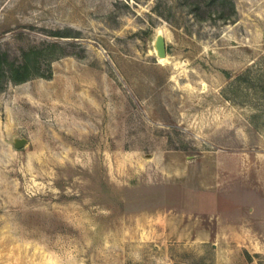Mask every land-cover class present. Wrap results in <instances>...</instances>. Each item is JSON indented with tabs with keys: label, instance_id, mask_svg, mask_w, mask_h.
<instances>
[{
	"label": "rangeland",
	"instance_id": "1",
	"mask_svg": "<svg viewBox=\"0 0 264 264\" xmlns=\"http://www.w3.org/2000/svg\"><path fill=\"white\" fill-rule=\"evenodd\" d=\"M0 264H264V0H0Z\"/></svg>",
	"mask_w": 264,
	"mask_h": 264
},
{
	"label": "water",
	"instance_id": "2",
	"mask_svg": "<svg viewBox=\"0 0 264 264\" xmlns=\"http://www.w3.org/2000/svg\"><path fill=\"white\" fill-rule=\"evenodd\" d=\"M152 46L154 53L159 57H165L166 56V47H165V41L164 36L160 30L157 31V33L154 35L152 40ZM27 141L26 137L23 136H15L12 139V144L15 147H21L24 145Z\"/></svg>",
	"mask_w": 264,
	"mask_h": 264
},
{
	"label": "bare ground",
	"instance_id": "3",
	"mask_svg": "<svg viewBox=\"0 0 264 264\" xmlns=\"http://www.w3.org/2000/svg\"><path fill=\"white\" fill-rule=\"evenodd\" d=\"M161 32H163L161 29H159ZM153 52V51H152ZM166 57L167 56H165V57H159V56H157V59L160 61V60H165L166 59Z\"/></svg>",
	"mask_w": 264,
	"mask_h": 264
}]
</instances>
